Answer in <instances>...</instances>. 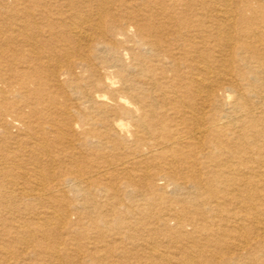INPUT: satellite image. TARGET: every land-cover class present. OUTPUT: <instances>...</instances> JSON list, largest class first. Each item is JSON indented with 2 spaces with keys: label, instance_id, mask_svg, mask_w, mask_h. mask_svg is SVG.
<instances>
[{
  "label": "bare ground",
  "instance_id": "bare-ground-1",
  "mask_svg": "<svg viewBox=\"0 0 264 264\" xmlns=\"http://www.w3.org/2000/svg\"><path fill=\"white\" fill-rule=\"evenodd\" d=\"M0 139V264H264V0H0Z\"/></svg>",
  "mask_w": 264,
  "mask_h": 264
},
{
  "label": "rangeland",
  "instance_id": "rangeland-1",
  "mask_svg": "<svg viewBox=\"0 0 264 264\" xmlns=\"http://www.w3.org/2000/svg\"><path fill=\"white\" fill-rule=\"evenodd\" d=\"M11 131H13V132H15V128L14 127H10L9 128ZM81 132V130H79L78 131V133H80ZM1 140V139H0ZM73 144H74V147L72 146V149L75 151V152H81L80 154H83V155H87V151H85V149L83 148L82 149V147H80V145H79V139H78V137L77 138H74V140H73ZM67 146V145H66ZM69 148V147H68ZM67 148V149H68ZM87 159L89 160V158L87 157ZM32 181H33V179H32ZM22 184V183H21ZM32 184H33V182H32ZM8 185V182L5 180V179H1L0 178V186L1 187H5V186H7ZM33 186V185H32ZM48 196H46V195H43V199H46ZM13 198L15 199V200H17V201H19V202H21L22 201V203L24 204L25 202H27L28 201V199H30V197L29 196H24V195H21V194H18V193H13ZM67 198H68V200H71V201H75V195H73L71 192L69 193V194H67ZM66 198V199H67ZM2 202V203H1ZM7 202H8V199H6V197H5V195H2V193H0V214H2L3 216H12V215H14V213H11L12 211H13V209L12 208H6V206H4V205H6L7 204ZM64 207H66V205L64 206ZM7 209H9V210H7ZM49 209H52V208H49ZM48 209V210H49ZM2 210H4L3 212H2ZM22 215H24V216H26V217H30V215L29 214H25V212H22ZM4 218V217H3ZM69 218H71V219H73L74 218V215L71 213V215L69 216ZM7 219V218H6ZM69 246L70 247H73L72 246V244H69ZM64 264H71V263H69V262H65L64 261Z\"/></svg>",
  "mask_w": 264,
  "mask_h": 264
}]
</instances>
